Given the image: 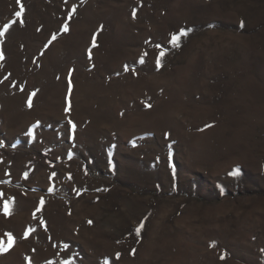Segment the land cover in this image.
<instances>
[{
  "label": "rangeland",
  "instance_id": "obj_1",
  "mask_svg": "<svg viewBox=\"0 0 264 264\" xmlns=\"http://www.w3.org/2000/svg\"><path fill=\"white\" fill-rule=\"evenodd\" d=\"M0 33V264H264V0H0Z\"/></svg>",
  "mask_w": 264,
  "mask_h": 264
},
{
  "label": "snow or ice",
  "instance_id": "obj_2",
  "mask_svg": "<svg viewBox=\"0 0 264 264\" xmlns=\"http://www.w3.org/2000/svg\"><path fill=\"white\" fill-rule=\"evenodd\" d=\"M23 11V9H21V12ZM21 12H17L16 13V15L17 16H20L21 15ZM133 15H135V13H133ZM68 29H67V26H65V31H67ZM3 33H0V35H2ZM186 34V33H185ZM53 38H55V37H53ZM161 56H163V53H161ZM141 62H143V61H141ZM160 64V61H159V59L157 60V65H159ZM128 70V68H127V66H125V71H127ZM70 123H71V121H70ZM73 126V129L75 128V125L73 124L72 125ZM230 175H239V169H235V170H233V172H231L230 173ZM43 203V200H41V204ZM4 211H5V214L7 215L8 214V206H7V204H5V206H4ZM89 223H91V221H89ZM143 227V225L141 224L139 227H137L136 229H135V231H136V234L137 235H139V233H140V230H141V228ZM119 253H117V257H119ZM222 259H223V257H221Z\"/></svg>",
  "mask_w": 264,
  "mask_h": 264
}]
</instances>
